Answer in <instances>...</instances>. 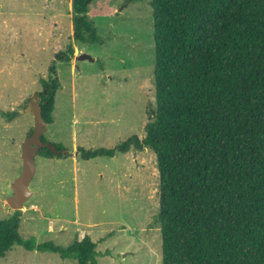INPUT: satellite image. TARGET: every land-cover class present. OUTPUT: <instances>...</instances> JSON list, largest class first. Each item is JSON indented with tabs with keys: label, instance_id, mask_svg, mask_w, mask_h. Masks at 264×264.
Returning <instances> with one entry per match:
<instances>
[{
	"label": "rangeland",
	"instance_id": "obj_1",
	"mask_svg": "<svg viewBox=\"0 0 264 264\" xmlns=\"http://www.w3.org/2000/svg\"><path fill=\"white\" fill-rule=\"evenodd\" d=\"M150 0H93L89 19L103 44L73 39L72 0H0V220L23 169L22 147L35 127L27 106L42 92L56 54L60 89L45 141L67 158L36 157L35 195L22 211L20 235L67 248L89 236L98 264H162L159 171L155 153L135 149L83 160L79 149H112L144 139L155 108V42ZM81 54L95 61H79ZM40 100V99H39ZM16 112L14 119L4 114ZM78 152V155H76ZM0 264H77L60 255L14 246Z\"/></svg>",
	"mask_w": 264,
	"mask_h": 264
},
{
	"label": "trees",
	"instance_id": "obj_2",
	"mask_svg": "<svg viewBox=\"0 0 264 264\" xmlns=\"http://www.w3.org/2000/svg\"><path fill=\"white\" fill-rule=\"evenodd\" d=\"M72 0L73 39L103 44L88 13ZM156 93L146 136L112 149L80 148L83 160L152 150L159 171L162 264H264V0H150ZM56 54L41 80L40 106L53 124L60 89ZM3 116L14 119L16 112ZM31 132L30 135H32ZM45 141L44 138H42ZM58 150L63 149L57 146ZM40 153L47 158H67ZM22 211L0 220V258L14 246L77 264H98L89 236L64 248L20 235Z\"/></svg>",
	"mask_w": 264,
	"mask_h": 264
},
{
	"label": "water",
	"instance_id": "obj_3",
	"mask_svg": "<svg viewBox=\"0 0 264 264\" xmlns=\"http://www.w3.org/2000/svg\"><path fill=\"white\" fill-rule=\"evenodd\" d=\"M76 59L79 61H95L87 54H81ZM39 99V94H35L29 101L26 109L27 112L33 114L35 127L32 135L26 139L22 147V173L15 179L11 186L12 196L7 198V204L13 211H23L25 204L35 195V192L30 189V185L36 174V157L39 152L42 149H49L52 154H62L64 156L70 154L68 150H58L53 143L43 141L42 138L47 130L48 124L43 118ZM76 155H78V152H76Z\"/></svg>",
	"mask_w": 264,
	"mask_h": 264
}]
</instances>
